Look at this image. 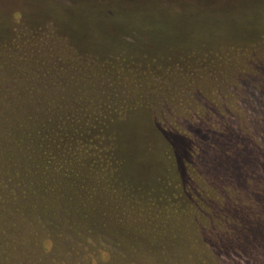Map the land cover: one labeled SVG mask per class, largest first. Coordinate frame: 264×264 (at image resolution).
I'll use <instances>...</instances> for the list:
<instances>
[{"label": "rangeland", "instance_id": "rangeland-1", "mask_svg": "<svg viewBox=\"0 0 264 264\" xmlns=\"http://www.w3.org/2000/svg\"><path fill=\"white\" fill-rule=\"evenodd\" d=\"M107 61L125 66L121 89L127 99L121 101L126 99L125 104L134 110L119 121L118 111L106 115L109 123L116 122L113 140L119 141L134 179L152 180L150 175L165 167L164 150L169 141L176 135L183 138L188 144L187 161L202 175L199 180L190 170L184 178L192 196L184 220L200 230L207 246L202 249L213 252L216 264H257L252 254L229 256L220 251L218 238L221 233L224 237L229 234L234 217L217 208L215 203H222L207 194L206 185L212 177L218 179L216 189H224L257 214L261 207L257 196L264 191V166L248 160L242 182L233 177L223 180L200 169L204 150L195 147L186 131L187 126L208 124L204 126L228 136L230 155L247 140L264 150V124L255 121L252 105L264 107V0H0V65H7L5 87L15 100L25 102L35 93L37 104L32 107L56 109L53 116L61 127L59 133L64 132L74 111L76 153L81 152L84 138L97 140L96 134L83 130L93 110L99 108L98 93L116 78L117 69ZM219 126L226 130L216 128ZM239 130L251 139L240 137ZM195 138L199 137L195 134ZM211 151L221 150L214 147ZM206 214H212L215 223ZM30 223L33 238L28 260L39 254L43 260L51 256L52 264H69L67 251L53 261L51 245L43 244L45 231L35 235L38 222ZM96 237L118 251L126 239L121 217L112 218L110 229ZM179 237L169 245L160 264H184L186 255L180 261L176 249ZM97 246L99 243L93 248ZM140 260L137 257L136 264ZM19 264L25 262L19 259ZM73 264L90 263L79 257Z\"/></svg>", "mask_w": 264, "mask_h": 264}, {"label": "trees", "instance_id": "trees-1", "mask_svg": "<svg viewBox=\"0 0 264 264\" xmlns=\"http://www.w3.org/2000/svg\"><path fill=\"white\" fill-rule=\"evenodd\" d=\"M108 63L117 69L113 73L116 78L98 93L99 108L93 110L83 130L96 134L97 140L84 138L80 153L75 152L74 111L69 114L70 121L64 126V132L59 133L61 127L53 116L56 109L32 107L37 104L35 93H30L25 102L13 99L5 87L8 79L3 76L7 65H0V264H19V259L25 264L40 260L52 264L51 256L43 260L36 254L39 260H28L29 241L33 238L30 222L34 220L38 222L34 233L41 236L40 231H45L43 244L51 245L49 252L53 253V261L67 251L69 264L79 257L90 264L105 261L136 264L137 257L141 264H160L179 233L184 239L179 237L176 248L180 261L186 255L184 264H216L213 252L204 250L207 246L201 241L200 230L184 220L192 197L184 178L191 170L202 180L197 166L187 161L188 144L176 135L164 150L165 167L150 175L152 180L134 179L131 164L120 152L119 141L113 140L117 137L113 129L116 122L109 123L106 115L107 111L111 110L110 114L118 111L116 120L119 121L134 110L125 104L127 97L121 89L125 66L116 61ZM123 97L126 99L121 101ZM72 104L73 99L68 105ZM252 105L257 115L255 121L264 124V107ZM204 125L208 124L187 126L186 131L195 147L201 146L204 150V165L200 169L206 168L223 180L233 177L242 182L248 160L254 161L257 167L264 166V150L257 144L247 140L243 148L230 155L228 136ZM216 128L226 130L223 126ZM239 133L240 137L251 139L242 130ZM195 134L199 137L197 140ZM214 147L221 151L213 153ZM217 183L218 179L212 177L206 185L207 194L221 201L222 205L215 203L217 208L234 217L229 234L224 237L221 233L218 238L220 251L229 256L252 254L255 263L264 264L261 253L264 252V191L257 196L261 207L255 214L245 204L234 201L224 189H216ZM200 213L206 212L200 209ZM206 215L210 223H215L212 214ZM114 217H121L126 234L125 244L118 251L107 248L96 237L103 229H110ZM184 225L187 227L182 233ZM220 229L226 231V227ZM25 239L28 240L24 245ZM139 250L142 252L138 254ZM189 250L200 251L193 254Z\"/></svg>", "mask_w": 264, "mask_h": 264}]
</instances>
